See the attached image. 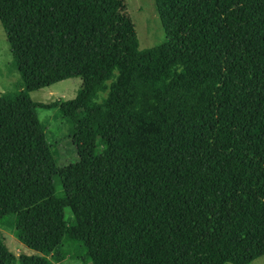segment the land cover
<instances>
[{
    "label": "trees",
    "instance_id": "16d2710c",
    "mask_svg": "<svg viewBox=\"0 0 264 264\" xmlns=\"http://www.w3.org/2000/svg\"><path fill=\"white\" fill-rule=\"evenodd\" d=\"M139 48L124 0H0L22 89L0 94V264H250L264 255V0H154ZM80 77L71 99L29 91ZM73 124L58 167L37 108Z\"/></svg>",
    "mask_w": 264,
    "mask_h": 264
},
{
    "label": "rangeland",
    "instance_id": "374dc122",
    "mask_svg": "<svg viewBox=\"0 0 264 264\" xmlns=\"http://www.w3.org/2000/svg\"><path fill=\"white\" fill-rule=\"evenodd\" d=\"M133 27L137 33L139 48H147L166 40L160 18L156 11L154 0H124ZM81 87L80 77H71L44 87L29 91V97L36 102L48 103L55 100L73 98ZM19 72L13 64L9 44L4 29L0 23V94L15 92L22 89ZM37 116L44 125L45 139L52 150L58 167L71 164L76 160V152L69 136L73 131L72 122L63 117L58 107L37 108ZM0 241L15 256L35 253L22 244L15 235L12 219L0 224ZM62 255H48L55 264H91L78 258V246L70 242L62 245ZM16 264H19L16 262ZM250 264H264V255Z\"/></svg>",
    "mask_w": 264,
    "mask_h": 264
}]
</instances>
